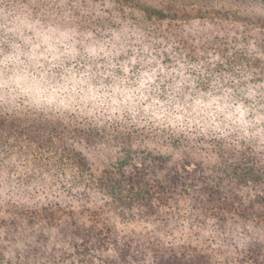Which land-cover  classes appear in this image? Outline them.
Returning a JSON list of instances; mask_svg holds the SVG:
<instances>
[{"label": "trees", "instance_id": "obj_1", "mask_svg": "<svg viewBox=\"0 0 264 264\" xmlns=\"http://www.w3.org/2000/svg\"><path fill=\"white\" fill-rule=\"evenodd\" d=\"M0 20L65 44L0 65V264H264V0H0Z\"/></svg>", "mask_w": 264, "mask_h": 264}, {"label": "rangeland", "instance_id": "obj_2", "mask_svg": "<svg viewBox=\"0 0 264 264\" xmlns=\"http://www.w3.org/2000/svg\"><path fill=\"white\" fill-rule=\"evenodd\" d=\"M62 29L53 20H48L46 23L32 21L20 23L19 25L9 24V22L3 23L0 20V65H10V62L23 64L28 60H33L37 61L33 70H40L39 65H41V62L53 56L55 46L58 50L65 45L59 44L63 40L58 41L54 38V34H57L58 38H63ZM40 72L42 71L37 72V75ZM33 76H36V74L34 73ZM25 77H27L26 73L22 74L20 70L15 71L12 84L14 83L19 90L23 87L26 89L27 87L24 84L28 83L27 80H25V83L21 80ZM36 87H38L37 84L30 86V88Z\"/></svg>", "mask_w": 264, "mask_h": 264}]
</instances>
